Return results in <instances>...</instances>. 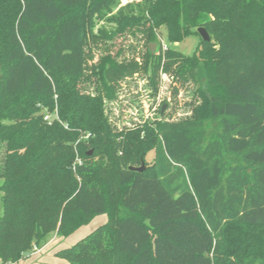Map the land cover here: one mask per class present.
Here are the masks:
<instances>
[{
  "label": "trees",
  "instance_id": "obj_1",
  "mask_svg": "<svg viewBox=\"0 0 264 264\" xmlns=\"http://www.w3.org/2000/svg\"><path fill=\"white\" fill-rule=\"evenodd\" d=\"M131 1L113 13L120 0H0V263L106 215L57 255L264 264V0ZM100 21L112 29L94 34ZM159 29L172 47L198 42L150 53ZM126 36L141 57L116 48ZM137 74L153 91L166 76L172 97L191 83L202 104L187 120L115 128L105 100Z\"/></svg>",
  "mask_w": 264,
  "mask_h": 264
},
{
  "label": "rangeland",
  "instance_id": "obj_2",
  "mask_svg": "<svg viewBox=\"0 0 264 264\" xmlns=\"http://www.w3.org/2000/svg\"><path fill=\"white\" fill-rule=\"evenodd\" d=\"M139 1V0H135ZM131 0H120L118 7L113 10V13ZM105 28L111 30L113 25L105 21L96 23L93 28V33L96 34L97 28ZM158 42L154 44V49L150 53L158 51L159 45L164 48L172 47L166 41L165 31L159 29L156 31ZM198 42V37H190L180 45H174L172 48L181 51L185 55H190ZM109 44V43H108ZM119 44H124V47L130 45L135 51L126 53L129 58L135 52L142 56L145 52V44L140 39L126 36L125 39L116 40V48ZM150 44L147 47H150ZM92 53L94 54V61H96L101 54L100 49L91 45ZM130 52V51H129ZM132 58V57H131ZM137 61L140 58L137 57ZM202 100L197 97L194 86L189 83L181 89L176 97H172L169 92V80L166 76H162L160 87L157 91H153L149 85L146 74H137L131 78H124L120 81V87L115 90L114 98L105 100L106 114L115 128L133 129L143 123H156L160 121H183L190 119L194 108L200 107ZM50 118L52 116L47 115ZM142 137L144 133L141 134ZM154 157V151L150 150L145 156L146 162L151 164ZM145 168L146 165L144 164ZM1 213V203H0ZM107 220L106 215H99L93 218L87 225L81 226L74 233L66 238L59 237L56 234L48 236L41 247L33 248L28 255L24 256L19 264H66L57 253L63 249L69 248L79 240L83 239L92 233L97 227L105 224ZM37 251H35V250ZM42 250V251H41ZM31 260L30 262H28ZM1 264V263H0Z\"/></svg>",
  "mask_w": 264,
  "mask_h": 264
},
{
  "label": "water",
  "instance_id": "obj_3",
  "mask_svg": "<svg viewBox=\"0 0 264 264\" xmlns=\"http://www.w3.org/2000/svg\"><path fill=\"white\" fill-rule=\"evenodd\" d=\"M197 33L200 36L202 41H204V42H209L210 41V37H209L207 31L204 28H202V27L198 28L197 29ZM154 46H155L154 44H150L149 48H150L151 51L154 49ZM89 155H90V153H89ZM144 168H145V166L142 163L140 167H129V170L141 173V172H143Z\"/></svg>",
  "mask_w": 264,
  "mask_h": 264
},
{
  "label": "built area",
  "instance_id": "obj_4",
  "mask_svg": "<svg viewBox=\"0 0 264 264\" xmlns=\"http://www.w3.org/2000/svg\"><path fill=\"white\" fill-rule=\"evenodd\" d=\"M165 49V48H164ZM45 120H49V117L48 116H45V118H44ZM36 249V248H35ZM34 249V250H35ZM36 251V250H35ZM37 252V251H36Z\"/></svg>",
  "mask_w": 264,
  "mask_h": 264
},
{
  "label": "crops",
  "instance_id": "obj_5",
  "mask_svg": "<svg viewBox=\"0 0 264 264\" xmlns=\"http://www.w3.org/2000/svg\"><path fill=\"white\" fill-rule=\"evenodd\" d=\"M41 251H42V250H41ZM27 255H28V254H27ZM27 255H26V256H27ZM30 261H31V260H29L28 262H30ZM19 263H20V262H18V263H16V264H19Z\"/></svg>",
  "mask_w": 264,
  "mask_h": 264
}]
</instances>
